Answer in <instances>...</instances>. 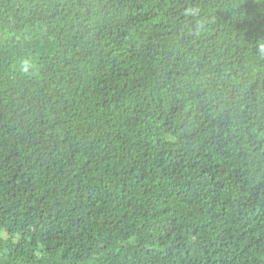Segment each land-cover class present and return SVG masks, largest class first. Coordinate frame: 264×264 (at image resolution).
<instances>
[{"label":"trees","instance_id":"1","mask_svg":"<svg viewBox=\"0 0 264 264\" xmlns=\"http://www.w3.org/2000/svg\"><path fill=\"white\" fill-rule=\"evenodd\" d=\"M0 264H264V0H0Z\"/></svg>","mask_w":264,"mask_h":264},{"label":"clouds","instance_id":"2","mask_svg":"<svg viewBox=\"0 0 264 264\" xmlns=\"http://www.w3.org/2000/svg\"><path fill=\"white\" fill-rule=\"evenodd\" d=\"M24 70L27 71V68H25Z\"/></svg>","mask_w":264,"mask_h":264}]
</instances>
